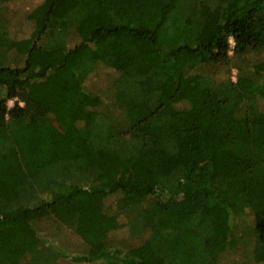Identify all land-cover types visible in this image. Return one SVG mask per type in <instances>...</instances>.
I'll list each match as a JSON object with an SVG mask.
<instances>
[{"label":"trees","instance_id":"16d2710c","mask_svg":"<svg viewBox=\"0 0 264 264\" xmlns=\"http://www.w3.org/2000/svg\"><path fill=\"white\" fill-rule=\"evenodd\" d=\"M16 5L0 0V264H264V0Z\"/></svg>","mask_w":264,"mask_h":264},{"label":"rangeland","instance_id":"374dc122","mask_svg":"<svg viewBox=\"0 0 264 264\" xmlns=\"http://www.w3.org/2000/svg\"><path fill=\"white\" fill-rule=\"evenodd\" d=\"M13 3L15 2L17 5H16V9H23V8H26V7H29L31 6V8L35 5H38L39 3H41L42 0H23L25 3L24 4H21L22 0L17 1V0H12ZM11 3V2H10ZM21 12H23L22 10H20ZM22 16L21 14H16L13 18V24H12V28L11 29V32L13 34V36L17 35V33L20 31V28L22 26ZM22 29V28H21ZM71 43H74V39L71 40ZM264 56V55H263ZM262 55H260L259 57H263ZM258 58V57H257ZM256 57H253V56H250V59L249 60H252V59H257ZM236 61H233V64L231 65V68L230 70H221L219 73H218V79H222V80H226L227 78H232L233 80L236 79V76L238 74V70L237 68L235 67L238 63ZM110 77L108 76L107 72L105 71H98L94 74L91 75V77L89 78V80H87V87L89 89H95L97 90V92H103L105 90H107V88L109 87V84H110ZM10 105L12 106L13 105V100L10 101ZM88 105H91V102H88ZM106 165L107 168L108 165L107 164H104ZM117 198L116 197H109L108 199H105V200H102V203L105 202V205H109L110 203H112L113 201H115ZM64 208L66 210H69L71 209L72 211H75L79 208L80 204L78 202V200H72V201H69V202H65L64 204ZM34 216V215H33ZM250 218L247 219V221H249ZM251 221V219H250ZM39 228L42 229V232L44 235L50 242H52L51 244L54 245V246H61V244H64L66 245V251L70 254V256L72 255H75V254H78V252H80V249H81V240L73 235L71 232H65L63 233V231H59L54 223H52L51 221H48L46 219H40V222H39ZM120 239L121 242H127V237L124 238L126 232L125 230H122L121 232H118L116 233ZM44 237V238H45ZM123 238V239H122ZM119 241V242H120ZM235 254H231L230 257H234ZM70 260H66V261H63L62 264H70L69 263ZM72 263V262H71Z\"/></svg>","mask_w":264,"mask_h":264}]
</instances>
